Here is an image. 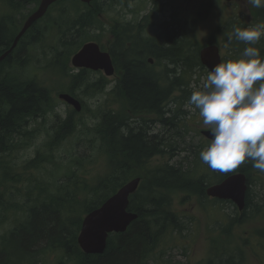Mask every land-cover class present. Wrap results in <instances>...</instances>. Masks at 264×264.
Masks as SVG:
<instances>
[{"label":"trees","instance_id":"trees-1","mask_svg":"<svg viewBox=\"0 0 264 264\" xmlns=\"http://www.w3.org/2000/svg\"><path fill=\"white\" fill-rule=\"evenodd\" d=\"M258 17L264 20L263 11L259 12ZM57 21L58 19L55 20ZM61 21L55 26L46 22L44 30L49 29L52 40L58 35L61 45L70 48L66 54L68 58L73 46L80 42L78 37H74L75 34L80 33L78 36L84 39L91 22L85 17V13L73 18H63ZM2 25L3 23L0 22V54L2 47L11 43V38L8 39L9 41H3L4 36H8V29L3 28ZM35 27L36 25L32 28ZM50 28H55L57 32L53 34L50 31L54 29L50 30ZM43 36L44 34L40 35L36 30L31 43L39 42ZM227 38L229 45L235 50H241L242 45L248 46L235 40L234 37L231 40ZM122 40L120 31L114 40L112 50L116 70H123V73H119L121 76L114 90L115 96H118L125 108L134 114L160 115L166 131L164 133L167 135L161 137L156 133L150 134V120L147 118L136 119L134 122L136 125L131 127L120 119L126 112L121 116L119 113L112 115L107 110L101 111L100 123L94 128V133L101 139L103 151L110 158L109 173L92 185L83 184L80 189L82 195L77 194V189L72 194L66 193L65 197L59 194L48 195L43 202L29 208L25 219L17 222L7 234L0 237V264H37V262L45 264L43 259H34L32 256L35 252L46 249L59 251L55 264H171L170 259L165 258L167 249L179 244V237L185 230H189L188 223L191 224L192 220L186 221L170 209L171 199L162 193L163 190L193 193L205 201L208 199L205 188L211 185L208 181L219 182L237 171L249 174V169L253 168L251 162H247L230 173L213 171L200 160L201 146H197L199 149L192 148L193 161L190 167L187 165L183 168L182 165L168 164L149 166L153 156L165 153L158 147L162 141H165L170 148H173V144L178 146L177 142L181 137L176 121L185 119L187 115L181 107L185 98L189 97L188 94L184 97V93L196 68L204 70L198 56L200 48L197 44L188 43L175 34L167 35L166 42H162L159 48H154V44L148 45L147 42L143 45L131 44V47H128ZM261 42L264 44V41ZM147 48L150 55L155 58L151 67L147 66L145 59L148 54L144 53V49ZM14 65L10 56L0 63V69L3 66L7 67L0 76V151L9 148L8 142L16 137L14 133L26 132L23 128L27 120L35 119L37 116L43 117L54 106L48 89L42 87L33 78H23L14 74L12 72ZM157 66L161 67L156 70L158 72L154 70ZM85 72V69H81L72 76L73 86L85 80ZM101 81L87 84L90 85L92 94L95 90H101V85H98ZM173 93L177 96H173ZM172 105H177L175 111L172 110ZM55 127L59 133H67L70 129L69 120L59 121ZM124 128L126 130L122 133L121 129ZM59 140L60 138H53L48 143L47 149H51ZM10 146L15 147V145ZM188 147L191 145L178 146L180 152L188 151ZM37 162L39 155L27 166L30 167ZM133 166L138 167L140 172L141 166L146 168L144 174L142 172V181L137 191L129 197L128 210L136 213L137 218L130 223L125 232L113 233L108 237L103 253L84 254L76 242L82 216L98 207L119 186L129 180L134 173ZM0 167L4 169L3 175L8 177L10 168L2 165ZM39 192L45 194L47 189L42 187ZM79 197L81 201L78 200ZM250 203L251 199L246 196V207ZM78 206L82 211L79 216L74 214ZM245 216L249 215L238 214L237 217L230 219L224 229L220 230L219 227L210 231L207 258L201 264H242L246 261V254L260 257L264 254L261 248L262 242L259 243L254 238L259 237L260 240H264V227L257 229L247 241L233 245L234 224L243 222ZM189 232L190 237H183L185 241L180 244L183 253L191 250L192 237Z\"/></svg>","mask_w":264,"mask_h":264},{"label":"rangeland","instance_id":"rangeland-1","mask_svg":"<svg viewBox=\"0 0 264 264\" xmlns=\"http://www.w3.org/2000/svg\"><path fill=\"white\" fill-rule=\"evenodd\" d=\"M16 1L13 0V2ZM32 1L33 3L26 4L25 0H21L20 3L23 5L15 10L14 19L18 26L17 29L26 17V13L36 7L37 1ZM163 2L164 0L159 1V3H162V7L165 6ZM228 2L227 0H209L210 10L203 18H196L192 6L189 3L188 5L184 4L185 8H189V6L190 8L188 12H185L183 22L187 24L186 18L190 19L191 16L194 20V24L191 26L195 34L189 39L188 43H195L201 48L213 41L220 47L222 63L242 58L244 47L240 46L241 50H235L229 45L226 38L233 32L234 26L246 28L249 19L248 12L243 7ZM149 3L150 0H99L96 2V6L101 9L100 12L105 19L122 27L123 25H130L131 22L136 25L139 15L132 18L131 11L143 4L147 6ZM170 3L176 4L175 1H170ZM33 4L34 6H32ZM0 8L5 10L2 6ZM86 9L84 5L74 0L64 1L60 5L50 7L46 16L44 15L45 17L42 20L40 19L41 21L36 24L35 29L30 32V37L23 39L21 45L17 48V52H15L14 58L16 60H13L15 65L12 67V72L23 78H33L42 87L48 89L54 107L47 114L45 113L46 115L43 117L37 116L35 119H29L28 117L29 120L26 121L23 128L26 132L24 134L14 133L16 137L8 142L7 147L9 148L0 151V165L10 168L8 177L3 175L4 169H0V237L7 234L17 222L25 219L26 211L43 202L46 196L59 194L65 197L66 193L72 194L76 189L77 194L82 195L83 192L80 189L83 184L92 185L99 178L109 173L111 168L110 158L103 151L101 139L94 133V128L100 123L99 114L101 111L107 110L111 113L113 110L115 114L119 113L121 116L126 112L120 119H123L125 124L131 127L136 125L134 123L136 119L147 118L150 120V134L156 133L161 137L167 135V133H164L166 131L161 123L160 115L144 113L140 116L125 108L123 101L115 96L114 91L111 92L110 76H103L99 71L87 70L84 74L85 80L79 82L76 86L72 85V76L78 70L70 65V57L85 42L89 41L96 42L101 50L107 51L108 28L95 22L96 27H87L84 39L78 36L80 33H76L74 37H78L80 42L73 46L72 52L66 58L67 50L70 48L61 45L58 35L52 40L48 32L49 29L45 31L44 25L47 21L55 26L58 23L55 22L56 19L59 21L67 17L73 18L76 15L85 13ZM163 10L167 14V6ZM260 11H264V8L254 7L253 13H256V24L262 22L258 17ZM13 13L14 10L9 9L7 11L9 16ZM94 21H97L95 17ZM154 26L156 29H154ZM157 28V22L155 25L145 28L147 32L144 29L142 37L148 39L157 32ZM50 29H54L50 31L53 34L57 32L55 28ZM36 30L40 35L44 34L45 37L43 36L39 42L32 44V37H34ZM69 37L72 39L71 36ZM257 44L261 45L260 50L264 47L261 41ZM6 68L3 66L0 69V76L3 75ZM160 68V66L155 67L156 70ZM208 72L206 68L204 70L196 68L184 93V97L187 94L189 97L185 98L181 106L187 114L185 115L186 118L177 119L176 121V127H179L181 137L180 141L177 142L178 146L184 144V147L187 145H191V147H188V151L180 152L176 144H173V148H170L165 141H162L158 147L164 150L165 153L153 156L150 159L149 166L168 164L182 165L183 168L187 165L190 167L193 161L192 148L199 149L197 146H201L203 150L210 143L211 140L203 137L201 133L202 130L210 129L203 125L198 110L188 103L194 91L203 89ZM99 80H102L98 84L101 85V90H95L93 91L95 93L92 94L90 85L87 84ZM60 93H67L78 100L81 103V110L74 111L70 105L59 99L58 94ZM173 96L176 97V93H173ZM176 107L177 105H172V110L175 111ZM67 119L70 124L69 131L64 133L65 135L55 145L53 144L51 149H47L48 143L53 139V133L56 132L55 124ZM125 130V128L121 129V132L124 133ZM10 145H15V147L12 148ZM37 155H39V162L30 165V167L27 166ZM132 168L134 173L129 179L139 178V183H141L142 172L144 174L146 168L141 166V172L138 167L133 166ZM249 172L251 179L254 177L253 170L251 171L250 168ZM208 182L214 184L215 180ZM42 187L47 189L45 194L39 192ZM59 187L61 190H59ZM252 190V194L257 192V196L254 195L255 193L253 194L254 203L261 200L260 187L253 186ZM162 193L171 199V210L182 216L186 221L192 220L191 224L188 223L189 230H185L179 237V244L170 246L167 249L165 258L170 259L171 264H201L207 258L210 231L219 227L220 230L224 229L230 219L237 217L238 212L235 205L227 200L217 201L214 204L213 201H207L211 200L209 198L204 201L193 193L185 194L183 191H166L164 189ZM78 200L81 201L82 199L79 197ZM249 210L250 207L247 211ZM81 212L80 206H78L74 214L79 216ZM262 227H264V215L258 218L245 216L243 222L234 224L232 232L235 234V240L233 245L247 241L257 229ZM188 232L191 233L192 237L191 250L183 253L180 244L185 241V237H190ZM254 238L259 243L262 242V246H260L264 253V240H260L259 237ZM246 250L248 251V249ZM34 254L32 256L34 259L41 258L45 264H55L59 251L46 249ZM261 257L264 258V254ZM261 257L246 254V261L242 264H264V259H261ZM37 264L41 263L37 262Z\"/></svg>","mask_w":264,"mask_h":264},{"label":"clouds","instance_id":"clouds-1","mask_svg":"<svg viewBox=\"0 0 264 264\" xmlns=\"http://www.w3.org/2000/svg\"><path fill=\"white\" fill-rule=\"evenodd\" d=\"M264 8V0H247ZM249 45L242 58L215 65L202 90L194 91L188 103L198 110L212 139L200 153L211 170L230 173L251 162L264 173V57L254 47L264 37V23L234 26L229 40Z\"/></svg>","mask_w":264,"mask_h":264},{"label":"flooded vegetation","instance_id":"flooded-vegetation-1","mask_svg":"<svg viewBox=\"0 0 264 264\" xmlns=\"http://www.w3.org/2000/svg\"><path fill=\"white\" fill-rule=\"evenodd\" d=\"M20 1L21 0H17L16 2H13V0H0V6L5 8V10H2L0 8V22L3 23V25H2L3 28L5 27L8 29L7 34L9 33L8 36H4L3 41H7L8 39L11 38V43L13 42L14 37L17 35L19 29L21 28V26L23 25V23L25 22L27 17L35 10V8L38 6V4L40 2V0H36L37 1L36 7L34 9H31L28 13H26V15H25L26 17L19 24V28L17 29L18 26L15 23L14 15H15V10L18 7L23 5L22 3H20ZM97 1H99V0H94L90 4H84V6L87 8L86 12H85V17L88 18L91 22V24H89L88 26L96 27L95 22H98L103 27L108 28V31H107L108 36L106 39V43H107L106 50L108 51L110 58L112 59L114 69L116 67H115L114 61H113V51L112 50L114 49V40L120 31L122 32V37H123L122 41L125 44H127L128 47H131V44L137 45V44L141 43L143 45L144 42H147L148 45L154 44V48H159L161 46L162 42H166L167 35H174V34L176 36L179 35L181 39L188 42L189 39L192 38V36L195 34V32L191 26L192 24H194V20H192V16L190 19L186 18L187 24H185L183 22L184 21V14H185V12H188V9L190 8V6H189V8H185V5L186 4L188 5V3H189L192 6V9L195 12L196 18H198V17L203 18L206 15V13L210 10L209 0H164L163 3H165V6H167V14H166V13H164V10H163L165 6L162 7L161 6L162 3H159V1H161V0H150V3L147 4V6H145L143 4L139 8H135L131 11L132 12V18L139 15V20H138L137 24L135 25L134 23L131 22L130 25H123L121 27V30H120V27L118 25L114 24L113 22H111L108 19H105V17L100 12L101 9H99L96 6ZM170 1H175L176 4L170 3ZM31 2L33 3L32 0H29V1L25 0L26 4H29ZM228 3H235V6L243 7L245 9V11L248 12L249 19L247 20L248 24H246V28L249 26L256 25L254 13H253L254 7L249 5L247 3V0H230ZM34 4L32 6H34ZM60 4H62V2H57L56 4H53V6L51 5V7H54V6H57ZM109 7H110V5H109ZM105 8H106V6H105ZM9 9L14 10V13L11 16H9L7 14V11ZM94 17L96 18L97 21H94ZM42 18H41V20H42ZM41 20L39 19V20L35 21L30 26V28L21 37V41L25 38L30 37V32L33 30L32 27H34ZM261 21H262L261 23H264L263 19H261ZM57 22L61 23L62 21L59 20ZM156 22L158 23L157 32L153 36L149 37L148 39H145L144 37H142V35L144 33V29L149 28L151 25H155ZM177 27H178L179 31H178ZM11 29H12V31H11ZM154 29H156L155 26H154ZM145 32H147L146 29H145ZM262 40L264 41V39L261 38L260 41H262ZM21 41H20V44H17V46L7 54V56L11 57V60H16L14 58L15 52H17V48L19 47V45H21ZM29 44H31V43H29ZM9 46L10 45L2 47L1 52L6 51L9 48ZM253 46L259 48L261 45L256 44ZM260 52H261V57H264V47H262ZM144 53L148 54L145 57L147 66H149V67L153 66L154 61L150 62L149 59L154 60L155 58L150 55L151 53H150L149 49L148 48L144 49ZM154 70L156 71V69H154ZM121 72L123 73V70L122 71H116V69H115V73L112 76H110L111 84H112L111 92L115 90V88L118 84V81L120 80ZM156 72H158V71H156ZM128 111H130V110H128ZM111 114L112 115L114 114L113 110L111 111ZM69 127H70V124H69ZM63 135L64 134H61L58 131H56L55 134L53 133L52 136L55 139H59V138H62ZM252 170H253L254 177H252L251 179L249 176L250 173L249 174L245 173V175L247 177L246 178V184H247L246 187L247 188H246L245 198H244L245 202H246V196H249V198L251 199V203L247 207L245 204V207H244L245 212L243 210L242 212H238V214L239 215L245 214V215H249L253 218L254 217L258 218L261 216V214L264 215V173L260 172L259 170L255 169V168H252L251 171ZM253 186L260 187L259 192L262 193L261 200L255 202V203L253 201V194L255 193L254 195L257 196V192H254L252 194ZM248 207H250L249 211H247Z\"/></svg>","mask_w":264,"mask_h":264},{"label":"water","instance_id":"water-1","mask_svg":"<svg viewBox=\"0 0 264 264\" xmlns=\"http://www.w3.org/2000/svg\"><path fill=\"white\" fill-rule=\"evenodd\" d=\"M59 0H40L37 9L26 19L21 30L14 38L10 48L0 54V62L16 45L20 36L32 25L34 21L43 16L47 8ZM89 3L92 0H80ZM200 63L208 70L221 63L218 47L208 45L199 52ZM71 66L75 68H88L91 70H102L104 75L110 76L114 68L107 52H102L95 42H87L72 55ZM58 97L71 104L76 111L81 109L80 102L67 93H60ZM202 135L211 140L210 130H202ZM139 178H133L124 183L114 194L106 198L98 207L83 215L76 237L77 244L85 254H101L106 248L107 240L112 233L125 232L130 223L137 218V214L129 211V196L139 186ZM246 176L244 173L236 172L221 182L206 188V195L222 200L231 201L238 210L245 205Z\"/></svg>","mask_w":264,"mask_h":264}]
</instances>
